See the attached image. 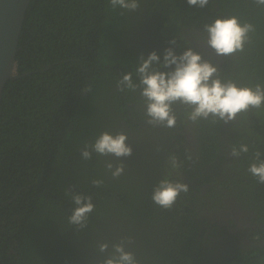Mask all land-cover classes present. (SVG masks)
Listing matches in <instances>:
<instances>
[{"label": "trees", "instance_id": "obj_1", "mask_svg": "<svg viewBox=\"0 0 264 264\" xmlns=\"http://www.w3.org/2000/svg\"><path fill=\"white\" fill-rule=\"evenodd\" d=\"M139 4L138 10L121 15L109 0H30L16 46L14 78L6 82L0 100V264H103L113 244L125 237L132 240L126 250L139 264H264V184L247 172L264 123L251 120L249 133L211 118L192 123L187 119L191 109L175 103L174 127L149 125L139 89L116 88L117 79L153 51L162 61L166 48L177 55L192 48L215 65L209 53L185 37L205 35L204 24L232 15L253 24L255 32L233 61L223 60L219 76L238 86L264 85V6L255 0H209L203 8L187 0ZM174 38L176 44H170ZM133 80L139 83L135 74ZM89 85L91 92H83ZM262 113L264 108L247 114L262 119ZM130 128L142 133L131 156L93 153L91 160L82 159L85 142L107 131L126 133L127 143ZM240 144L249 146L242 154L244 163L238 170H223L220 150ZM172 154L182 167L171 178L184 177L180 181L189 192L165 210L151 194L172 171ZM109 161L124 164L118 179L105 168ZM216 171L219 181L210 176ZM93 179L104 183L94 187ZM210 183L222 188L212 186L200 195L201 186ZM66 191L92 195L95 210L87 227L68 223L75 205ZM228 194L257 211L259 223L249 236L255 246L225 261L222 247H203L198 211L201 206L229 211ZM100 243H108L106 252L98 250Z\"/></svg>", "mask_w": 264, "mask_h": 264}, {"label": "clouds", "instance_id": "obj_2", "mask_svg": "<svg viewBox=\"0 0 264 264\" xmlns=\"http://www.w3.org/2000/svg\"><path fill=\"white\" fill-rule=\"evenodd\" d=\"M191 6L205 7L209 0H187ZM255 3L264 6V0H255ZM113 11L120 10V14L134 12L139 9V0H109ZM207 33V45L214 50L217 56H229L237 52H243L245 45L250 40V33L255 32V26L251 23H241L239 17L232 15L226 18H216L211 23L203 25ZM175 45L176 39L169 41ZM162 69H168L164 71ZM139 79L134 82L133 75ZM116 88L119 92H135L139 89L140 96L146 101L145 115L147 124L174 127L176 116L172 105L179 103L191 109L187 113L188 121L196 123L200 119L212 123L234 121L240 114H246L250 110L264 108V85L238 86L235 82L223 81L218 73V68L211 62L204 60L202 55L192 48L186 49L177 55L173 48H166L163 60L155 51L146 58L141 55L134 71L124 74L117 79ZM91 85L82 91L91 92ZM128 136L124 132L111 134L102 132L94 142H85L81 149V157L88 161L93 153L102 157L114 156L116 158L132 155V147L126 143ZM249 152L247 144L233 145L230 155L240 157ZM191 157H189L190 159ZM169 164L171 170L166 177L161 178L153 187L151 200L155 205L165 210H170L176 204L182 193L189 192V186L180 180L171 178L172 172H177L182 167L175 154L170 155ZM105 168L111 173L113 179H118L124 173V164L106 162ZM247 172L259 184H264V159H261L260 151L256 150L252 156V162ZM94 187H101L102 179H93ZM75 207L68 223L83 229L88 225V217L95 210L92 195H84L78 192L66 191ZM131 244L130 237H125L119 243L113 244V251L103 264H139L135 255L127 251L125 245ZM109 248L108 243H100L98 250L103 253Z\"/></svg>", "mask_w": 264, "mask_h": 264}, {"label": "flooded vegetation", "instance_id": "obj_3", "mask_svg": "<svg viewBox=\"0 0 264 264\" xmlns=\"http://www.w3.org/2000/svg\"><path fill=\"white\" fill-rule=\"evenodd\" d=\"M185 39L192 46L196 47V49H204L207 53H209L211 55L212 61L215 63V66L217 68L220 67L223 60H225L226 58L229 61H233L235 59L236 53L229 56H217L214 50H212L206 43L207 33H205V35H201L200 33L194 38L185 37ZM204 58L207 59L206 57ZM259 118H261L259 114L255 116H251L246 113L243 119L237 117L234 121H230L228 123H231L233 126H238L240 132L249 133L248 127L251 120H254V122L264 123V113H262V119ZM226 126L227 124H225V127ZM231 133L232 130L226 131L225 136H223L224 142H227L228 136H230ZM133 136L135 137L133 138ZM140 136L142 137V133H140ZM140 136L135 132L133 133L132 128H130L131 141H128L127 143L132 147L133 150L132 153L135 152V144L136 143L141 144V142H139L138 140ZM256 148L258 151H260L261 156L264 159V133L261 137V142L259 146H257ZM230 151H231L230 147L220 150V157L223 159V163L225 167L223 170L225 171L229 170L230 168H234V170L236 169L238 170L239 165L243 164L245 161V155H241L238 158L232 157L230 155ZM249 161H252L251 155H249ZM219 170L221 171L222 168ZM220 171H216L215 173L210 172L211 179L215 178V174H220ZM179 178L181 180L184 179V177H182L181 175L179 176ZM215 179L217 181L220 180L219 177L218 178L216 177ZM195 185L196 184H193V187H195ZM212 186H215L216 189L222 188L219 186L218 183L204 184L201 186V189L199 190L200 195L205 196V194L208 193V190L211 189ZM229 199H230L229 211L225 210L226 212L219 211L215 213L211 211L210 207H203V206H201L198 211V216H199L198 219L202 223L201 238H202L203 247L211 246L212 248L214 245H218L219 248L222 247L223 250L220 253V258H224V260L226 259L227 256H229L230 259L233 260L235 257V253L237 252L241 253V251L249 252L250 248L255 246V243L253 241L254 238H249V236L251 233H253L256 230V228H258L257 224L259 223V217L257 211L251 210L250 208L246 207V205L242 201H238L233 194L229 195ZM140 230L144 232L142 227H140ZM231 232L234 233L233 236H228L226 234ZM226 262H219V264H225ZM228 264H234V263H228Z\"/></svg>", "mask_w": 264, "mask_h": 264}, {"label": "water", "instance_id": "obj_4", "mask_svg": "<svg viewBox=\"0 0 264 264\" xmlns=\"http://www.w3.org/2000/svg\"><path fill=\"white\" fill-rule=\"evenodd\" d=\"M30 0H0V100L6 82L14 78L18 37Z\"/></svg>", "mask_w": 264, "mask_h": 264}, {"label": "bare ground", "instance_id": "obj_5", "mask_svg": "<svg viewBox=\"0 0 264 264\" xmlns=\"http://www.w3.org/2000/svg\"><path fill=\"white\" fill-rule=\"evenodd\" d=\"M233 211V210H232ZM224 212H226V211H224ZM234 212V211H233ZM232 213V212H231ZM229 214V213H228ZM223 215V214H222ZM240 223V222H239ZM244 225V224H243ZM251 225V224H250ZM245 227V226H244ZM151 231V230H150ZM216 248V247H215ZM222 251V250H221ZM217 252V251H216ZM217 254H218V252H217Z\"/></svg>", "mask_w": 264, "mask_h": 264}, {"label": "rangeland", "instance_id": "obj_6", "mask_svg": "<svg viewBox=\"0 0 264 264\" xmlns=\"http://www.w3.org/2000/svg\"><path fill=\"white\" fill-rule=\"evenodd\" d=\"M232 233V232H231ZM232 234H234V233H232Z\"/></svg>", "mask_w": 264, "mask_h": 264}]
</instances>
